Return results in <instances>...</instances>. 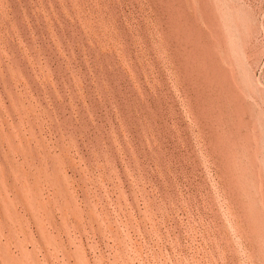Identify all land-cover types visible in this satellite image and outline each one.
<instances>
[{
  "label": "rangeland",
  "instance_id": "obj_1",
  "mask_svg": "<svg viewBox=\"0 0 264 264\" xmlns=\"http://www.w3.org/2000/svg\"><path fill=\"white\" fill-rule=\"evenodd\" d=\"M0 264H264V0H0Z\"/></svg>",
  "mask_w": 264,
  "mask_h": 264
}]
</instances>
